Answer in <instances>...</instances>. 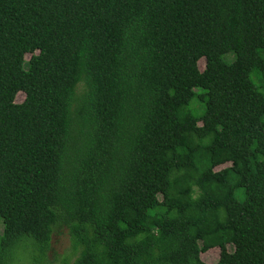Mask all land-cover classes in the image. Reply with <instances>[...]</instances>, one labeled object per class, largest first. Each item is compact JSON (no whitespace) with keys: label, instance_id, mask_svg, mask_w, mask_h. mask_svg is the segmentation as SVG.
I'll list each match as a JSON object with an SVG mask.
<instances>
[{"label":"trees","instance_id":"1","mask_svg":"<svg viewBox=\"0 0 264 264\" xmlns=\"http://www.w3.org/2000/svg\"><path fill=\"white\" fill-rule=\"evenodd\" d=\"M56 227L72 264H264V0H0V264Z\"/></svg>","mask_w":264,"mask_h":264},{"label":"rangeland","instance_id":"2","mask_svg":"<svg viewBox=\"0 0 264 264\" xmlns=\"http://www.w3.org/2000/svg\"><path fill=\"white\" fill-rule=\"evenodd\" d=\"M29 56L26 57L28 59ZM226 58L231 60L232 55H226ZM199 69L203 70L204 61H199ZM251 79L254 83L259 84V74L256 70L252 71ZM24 95L19 93L15 101L20 103L23 101ZM190 108L196 114L203 112L201 103L193 99ZM194 112V114H195ZM226 166H221L217 170L223 169ZM231 250V247H229ZM79 255V249L74 248L68 229L65 227H56L53 230L49 249L42 254L40 248L36 246L31 238H23L14 249L9 264H72ZM201 260L206 264H215L219 258V249H211L200 255Z\"/></svg>","mask_w":264,"mask_h":264}]
</instances>
